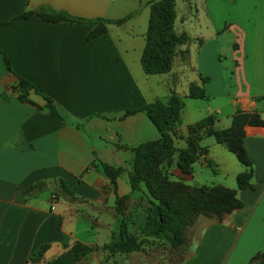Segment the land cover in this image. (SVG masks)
<instances>
[{
    "label": "crops",
    "instance_id": "crops-1",
    "mask_svg": "<svg viewBox=\"0 0 264 264\" xmlns=\"http://www.w3.org/2000/svg\"><path fill=\"white\" fill-rule=\"evenodd\" d=\"M147 1L0 0V48L9 64L0 52V264H46L75 240L97 245L75 264L88 263L95 252L102 255L100 264H264L259 256L251 259L264 256V125L254 124H244L242 136L250 187H236L244 166L211 135L199 140L205 151L189 172L174 164L175 155L166 167L169 178L191 186L235 188L242 202L221 218H208L190 252L168 263L151 250L140 258V250L100 248L118 230L115 195L139 193L127 182L130 146L158 137L144 111L119 116L124 109L176 91L183 98L173 137L178 147L187 125L208 113L219 128L237 110L255 111L264 120V0H175L174 30L190 39L176 45L170 69L155 77L139 64ZM39 7L109 18L139 10L89 37L92 23L42 18ZM24 11L30 12L20 16ZM138 15L145 23L136 24ZM18 77L33 84L26 100L14 87ZM191 82L204 97L187 96ZM157 85L159 96L152 91ZM94 112L103 116H87ZM99 162L121 167L115 188ZM204 166L210 167V183L200 182ZM126 209L136 216L141 205ZM43 243L41 254L31 258Z\"/></svg>",
    "mask_w": 264,
    "mask_h": 264
},
{
    "label": "trees",
    "instance_id": "trees-1",
    "mask_svg": "<svg viewBox=\"0 0 264 264\" xmlns=\"http://www.w3.org/2000/svg\"><path fill=\"white\" fill-rule=\"evenodd\" d=\"M147 3L149 10L139 62L144 73H162L171 67L175 46L187 42L190 37L186 32H176L173 28L175 0H148ZM138 10V8L129 10L116 18L74 16L49 7H39L36 11L42 18L51 20L64 18L90 22L93 26L88 31V36L91 37L105 31L108 23H120L136 14ZM29 12L24 11L20 16H26ZM0 52L6 67L9 68L8 60L1 48ZM206 79L207 76H201V80ZM14 87L18 90L19 99L26 100V90L33 87V84L25 78L18 77ZM187 96L204 97L205 93L199 84L191 82L187 88ZM182 106V96L176 91L170 90L162 98H155L134 108H126L119 115L123 116L135 110H142L158 131L157 138L130 146L132 158L130 169L127 171V182L131 190L139 189V183L143 182L151 199L147 212L140 223L139 233L135 235L129 232L125 220L120 217L123 211L122 204L127 198V194H116L114 208L119 214L118 230L109 242L100 246L101 249L109 252L127 253L141 249L149 237L163 239L171 246L178 245L183 240L182 227L185 224L187 212L200 210L221 215L242 205L236 195L235 188L219 184L191 186L180 178H169L166 167L175 155L174 164L182 172H189L192 162L205 151V147L199 145V140L205 135H211L216 142L223 144L232 152L244 166V169L235 175L236 187H250L251 161L242 144L243 125H264V120L255 111L237 110L231 114L229 124L219 128L214 126L216 116L213 113H208L187 125L186 134L182 136L184 145L178 147L174 144L173 137L175 129L181 121ZM90 115L103 116L98 112L90 113L87 116ZM74 124L76 127H81L79 122ZM156 153L159 156L156 157ZM205 161L208 165L210 164L208 159ZM99 166L112 187L115 188V178L121 167L105 162H99ZM153 168L156 171H153ZM45 246V243L40 244L32 252L31 258L38 257ZM96 249V244L75 240L46 264H75L85 260L86 256ZM257 256L264 260V256L260 253H254L251 259Z\"/></svg>",
    "mask_w": 264,
    "mask_h": 264
},
{
    "label": "rangeland",
    "instance_id": "rangeland-1",
    "mask_svg": "<svg viewBox=\"0 0 264 264\" xmlns=\"http://www.w3.org/2000/svg\"><path fill=\"white\" fill-rule=\"evenodd\" d=\"M143 22L145 23V18H143L142 15L141 16L138 15L136 24L140 25V24H143ZM152 75H154L155 77V75H158V73L152 74ZM152 89H153L152 91L155 92L157 96H159L160 94L159 92L161 88L159 90V86L157 85V86H152ZM196 100L202 101L199 98H196ZM157 156H159L158 153H156V157ZM153 171H156V169L153 168ZM199 173H200V182L210 183L209 175L211 174V171H210L209 166L202 167ZM139 186L140 188L137 190V193L138 192L139 193L136 197L127 194V198L124 199L123 204H122L123 211L121 212V216H120L125 220L127 229L129 230V232L135 235L139 233L140 223L142 222L147 212L149 201L151 199L149 198V194L146 191L144 183L140 182ZM134 205H141L140 214L136 216L131 214L129 209L128 210L126 209ZM225 213H222L221 215H216L210 211H200V210H191L187 212L185 224L182 227L183 240L181 243H179L178 245L171 246L163 239H159L156 237H149L146 244L143 245L141 249H138L142 253L140 258H142V256L147 254L145 250H148V251L151 250L153 252L152 254L155 255V257H160L163 259L167 258L168 263L172 262V260L173 261L178 260V258H180L182 255H185L188 252H190L193 249V247L197 244V242L199 241L198 238L201 233L202 227L207 222V219L211 217L221 218ZM92 228L99 230V233L104 231L101 227L99 228V226L98 228L95 226H93ZM95 242H100V241H95ZM88 259L89 261L86 264H89V263L90 264H100V262L101 263L104 262L100 252H95L94 254L90 255Z\"/></svg>",
    "mask_w": 264,
    "mask_h": 264
},
{
    "label": "built area",
    "instance_id": "built-area-1",
    "mask_svg": "<svg viewBox=\"0 0 264 264\" xmlns=\"http://www.w3.org/2000/svg\"><path fill=\"white\" fill-rule=\"evenodd\" d=\"M52 198H54V197H51L50 200H51Z\"/></svg>",
    "mask_w": 264,
    "mask_h": 264
}]
</instances>
